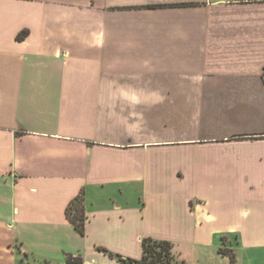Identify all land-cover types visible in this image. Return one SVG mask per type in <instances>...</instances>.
<instances>
[{"label": "crops", "instance_id": "crops-1", "mask_svg": "<svg viewBox=\"0 0 264 264\" xmlns=\"http://www.w3.org/2000/svg\"><path fill=\"white\" fill-rule=\"evenodd\" d=\"M187 179L223 206L196 191L167 223L264 249V0H0V264L140 259L167 240L145 195Z\"/></svg>", "mask_w": 264, "mask_h": 264}, {"label": "rangeland", "instance_id": "rangeland-1", "mask_svg": "<svg viewBox=\"0 0 264 264\" xmlns=\"http://www.w3.org/2000/svg\"><path fill=\"white\" fill-rule=\"evenodd\" d=\"M183 163H185V157ZM196 191L204 196L211 195L212 198L210 197L209 199L213 201L214 204L212 205L220 207V209L222 208L224 198L219 193L206 192L204 189H196L192 186L191 181L187 179L178 192L150 191L145 195V200L144 198L143 200L149 204L147 211V217H149V219L145 222L147 231L154 232L155 235L166 237L165 239L171 241L174 245L173 252L177 259H184L189 264H232L229 256H224L219 252L221 247L228 250L230 249L236 254L237 261L234 264H264V249L252 250L246 245L244 247H234L236 242L234 238H226L223 244L219 236H215L211 233V229L222 226L223 220L220 221L222 224L219 221L212 224L204 221L203 225H196L193 221L189 232H180L175 229L176 227L173 224L167 223L166 215H170L171 212L182 213L180 209L181 205L185 202L186 196ZM134 198L136 201L137 197L135 196ZM227 222L228 220H226V223ZM139 226L140 225L136 224L137 228H139ZM107 242L112 244L115 249H111L107 246L110 250L120 253L125 257L136 258L132 254L140 253L136 238L135 241H130L129 243L121 240H111ZM84 262H86V264H117V261L109 256L105 258L103 255L90 252L86 253ZM20 264L24 263L20 261ZM31 264L40 263L31 260Z\"/></svg>", "mask_w": 264, "mask_h": 264}, {"label": "trees", "instance_id": "trees-1", "mask_svg": "<svg viewBox=\"0 0 264 264\" xmlns=\"http://www.w3.org/2000/svg\"><path fill=\"white\" fill-rule=\"evenodd\" d=\"M27 31L18 34L17 39H23ZM66 215L76 230L85 235L86 233V207L85 194L81 192L75 197L66 208ZM174 245L169 240L145 237L142 239L143 254L140 259L125 257L120 253H115L104 246L97 249L107 253L110 257L116 258L119 264H189L186 260H178L173 252ZM219 252L224 256H229L232 264L236 262V254L230 249L220 248ZM57 264H84L81 254L67 253L65 261Z\"/></svg>", "mask_w": 264, "mask_h": 264}]
</instances>
